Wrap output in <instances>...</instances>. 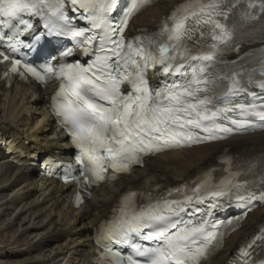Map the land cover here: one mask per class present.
<instances>
[{"label":"snow or ice","instance_id":"1","mask_svg":"<svg viewBox=\"0 0 264 264\" xmlns=\"http://www.w3.org/2000/svg\"><path fill=\"white\" fill-rule=\"evenodd\" d=\"M71 2L85 12L94 10L97 13L93 28L104 29L105 34L100 39L111 45L101 48L105 55L97 56L87 68L68 63L61 64L57 71L51 62H46L38 71L37 67L14 55L24 43L21 37L35 30L29 22L31 17L44 20L43 26L49 35L71 31L75 37H86L85 44L91 43L93 37L86 36L85 29L72 31L68 27L63 0H0V42L7 45L0 51V63L10 65L5 75L19 72L23 76L26 71L41 82L52 76L67 81L54 97V108L81 149L77 163L85 184L104 180L108 167L116 172L126 171L131 164L140 162L143 155L180 146L184 141L220 139L222 136L218 133L234 131L218 122L232 108L217 107L216 102L223 98L226 104L230 103L229 98L246 89L236 74L224 85L221 81L229 77H218L215 71L209 70L215 69L217 42L226 43L231 36L225 24L213 18L226 15L218 11L220 5L216 0L208 3L196 0L183 5L174 13L172 26L165 24L155 36L137 37L135 43L128 44L124 41V29L132 14L147 0H131V6L115 25L110 24L107 17L117 9L118 0ZM261 7L264 8V2ZM190 17L213 25L212 44L204 43L202 33L194 38L199 30L188 26ZM203 17L207 19L202 20ZM42 35H34L33 39L39 41ZM117 36L119 39H114ZM70 54L68 51L61 55ZM51 59L56 60V57ZM261 67L264 68V64ZM149 70H153L151 79L157 82L155 86L150 84ZM170 76L181 77V82L168 83ZM125 84L128 87L122 89ZM259 86L264 88V81ZM234 107L239 108L244 117L264 120V105ZM231 124L245 130L254 127L247 118L233 119ZM200 132L207 135L201 137ZM69 178L68 175L64 177L65 181ZM71 179L79 182L78 177ZM207 185L205 181L194 195ZM217 187L221 190L210 192V195L223 196L225 189L230 192L233 188L237 200L244 198L242 191L247 196L254 195L245 185L232 184L231 179ZM135 196L129 193L124 198L120 214L103 229L100 240L109 246L101 253L102 264H201L216 239L215 229L220 225L207 231V221L181 224L172 219L184 211L181 205L193 197H187L186 201L165 199L139 206ZM138 239L153 241L155 246L145 247L136 242ZM112 244L126 246L131 252L124 254L114 250ZM254 247L255 244L249 245L248 250L241 253L242 264H264V258L256 257L252 251Z\"/></svg>","mask_w":264,"mask_h":264},{"label":"bare ground","instance_id":"2","mask_svg":"<svg viewBox=\"0 0 264 264\" xmlns=\"http://www.w3.org/2000/svg\"><path fill=\"white\" fill-rule=\"evenodd\" d=\"M180 1L160 0L132 26L154 27ZM49 92L33 84L2 88L0 82V131L27 147L67 157L71 149L48 114ZM227 153L264 154V131L160 155L112 186L94 190L77 208L70 202L71 185L45 178L29 164L13 166L4 160L0 164V264H86L94 251L93 228L125 190L149 177L162 186L184 183ZM263 222L264 205L246 215L223 249L206 264H226L237 246Z\"/></svg>","mask_w":264,"mask_h":264}]
</instances>
